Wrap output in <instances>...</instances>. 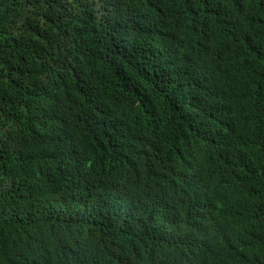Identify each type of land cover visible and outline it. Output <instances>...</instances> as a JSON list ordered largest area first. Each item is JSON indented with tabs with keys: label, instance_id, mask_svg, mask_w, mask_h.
Returning a JSON list of instances; mask_svg holds the SVG:
<instances>
[{
	"label": "trees",
	"instance_id": "obj_1",
	"mask_svg": "<svg viewBox=\"0 0 264 264\" xmlns=\"http://www.w3.org/2000/svg\"><path fill=\"white\" fill-rule=\"evenodd\" d=\"M0 264H264V0H0Z\"/></svg>",
	"mask_w": 264,
	"mask_h": 264
}]
</instances>
